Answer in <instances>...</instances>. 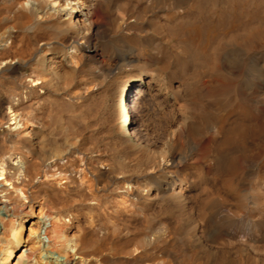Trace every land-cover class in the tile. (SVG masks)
<instances>
[{
    "label": "bare ground",
    "instance_id": "1",
    "mask_svg": "<svg viewBox=\"0 0 264 264\" xmlns=\"http://www.w3.org/2000/svg\"><path fill=\"white\" fill-rule=\"evenodd\" d=\"M0 184V264H264V0H0Z\"/></svg>",
    "mask_w": 264,
    "mask_h": 264
},
{
    "label": "rangeland",
    "instance_id": "2",
    "mask_svg": "<svg viewBox=\"0 0 264 264\" xmlns=\"http://www.w3.org/2000/svg\"><path fill=\"white\" fill-rule=\"evenodd\" d=\"M71 12H72V11H71ZM71 12H70V13H71ZM97 19H98V18H97ZM97 19H96V20H97ZM98 21H101V20L98 19ZM21 210H22V208L17 209V211H16L17 214H23V213H25V211H26L25 209H23L22 211H21Z\"/></svg>",
    "mask_w": 264,
    "mask_h": 264
},
{
    "label": "built area",
    "instance_id": "3",
    "mask_svg": "<svg viewBox=\"0 0 264 264\" xmlns=\"http://www.w3.org/2000/svg\"><path fill=\"white\" fill-rule=\"evenodd\" d=\"M0 186H1V184H0Z\"/></svg>",
    "mask_w": 264,
    "mask_h": 264
}]
</instances>
